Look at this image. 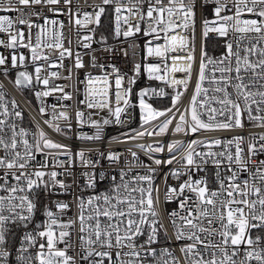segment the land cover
<instances>
[{
	"label": "snow or ice",
	"instance_id": "snow-or-ice-1",
	"mask_svg": "<svg viewBox=\"0 0 264 264\" xmlns=\"http://www.w3.org/2000/svg\"><path fill=\"white\" fill-rule=\"evenodd\" d=\"M105 5L115 14V37L147 38L146 59L156 61L143 65L148 78L175 90L171 107L161 110L146 98L168 95L165 88L140 89V129L121 132L110 143L164 137L170 130L184 136L249 126L261 131L136 143L147 162L129 148L131 160L122 163L121 152L73 151L38 122L24 126V110L0 81V264H264V0H102L83 19L79 4L73 13V0H0V13L16 14H0V48L8 50L0 52V75L7 78L16 70L12 83L34 89L40 114L49 116L44 125L65 138L73 118L79 127L95 129L91 135L79 132L83 141H103L105 126L124 125L122 116L135 107L131 86L136 80L130 78L122 94L119 68L88 74L79 103L105 111L106 117L93 119L89 112L86 118L80 109L73 116L64 110L70 105H47L45 98L55 93L58 101L73 96L64 86L50 85L60 75L48 74L45 65L62 68L67 57H74L76 69L85 65L79 52L64 46L63 21L43 15L37 6L66 12L70 21L75 16L78 26H99ZM33 16L44 23L36 24ZM210 36L222 40L219 55L208 49ZM83 39L82 46L90 49L92 36ZM91 59L96 67V57ZM140 71L136 64L134 73ZM68 73L64 79H71L72 70ZM36 85L43 88L35 90ZM77 167L83 184L77 183ZM67 194L72 201L49 199ZM161 197L176 207L162 209Z\"/></svg>",
	"mask_w": 264,
	"mask_h": 264
},
{
	"label": "built area",
	"instance_id": "built-area-1",
	"mask_svg": "<svg viewBox=\"0 0 264 264\" xmlns=\"http://www.w3.org/2000/svg\"><path fill=\"white\" fill-rule=\"evenodd\" d=\"M79 4V17L83 19V13L89 12L94 13V11L98 9H94L91 7L92 5H102V0H73V13L77 12L76 5ZM62 8H65L63 3L61 4ZM105 13L104 17H107L108 20V31L101 29L102 20L100 22V25L97 26L92 23H86L83 26H78L75 24V16L73 17L72 21L69 20L68 15L65 13H52L48 10V8H40V6H37V10L41 11L43 15L49 17V18H55L60 21H63L64 28H63V39H64V46L70 47L73 53L79 52L83 58V63L85 65L82 69H76L75 68V59L74 57H67L65 58L62 63V68H48L47 65L45 67L47 68V73L50 74L51 71H57L60 75L59 79H52L50 80L51 84H56L60 86H64L65 91L72 93V100L71 101H58L57 97L60 95L59 93H55L52 96H49L45 98V103L47 105H53L57 104L59 107L60 104H67L70 105L69 108H66L64 110L69 111L71 115L74 116L75 110H84L87 114L91 112L93 114V119L100 117H106L105 111H99V110H89L85 108L82 104H80V100L84 98V89L86 87V80L88 78V74L90 73L92 76H98L102 75L104 72L112 73V68L115 66L116 68H119L120 74L124 76V82L122 86V94H123V88L128 87V80L132 77H135L136 83L133 84L132 87V95H131V101L135 105V107H131L128 109V114L122 116V119L126 121L124 125H109L105 126V135L103 141H83L80 139H77V136L79 132H85L89 135H91L95 129H93L90 125L85 124L83 127H79L76 123L75 118L72 120V129L68 132L67 138L64 136H61L59 134L52 133L51 130L44 125L43 121L45 119H48L49 116L41 115L39 112V106L40 101L35 97L34 95V89L31 87H26L24 89H18L15 87V85L12 83V80L15 77V71L13 70L9 76L6 78L2 75H0V81H3L8 93L11 97H15L17 103L21 106V108L24 110V126L26 127H35V123L38 122L41 127H44L46 131L49 132V134L53 137V139H56L60 142L66 143L71 146L73 151H76L78 148H93V149H100V150H112V151H118L123 153L121 162L125 159L131 160V155L129 152L126 151V149L131 148L133 151H137L141 157L142 160L147 162V158L145 154L140 150L135 148L136 143H153L154 140L160 139L164 143L170 142L173 139H181V140H189L193 138H205V137H211V136H219L221 138H231L234 134H243L247 131H255L259 132L260 129H252L250 126L246 128L245 130L237 129L234 132H213V133H199L197 136H184L181 134H173L171 130L169 131L168 135L164 137H149L145 136L137 141H129L127 143H110V139L113 136L118 135L121 132H127L129 129H140L141 126V112L138 104V96L140 89L151 87L159 90V88H165V91L168 93V95L165 96H151L146 98L149 103L153 105V107L158 109H165L167 107H171V96L174 94V89H172L170 86H166L163 82L152 80L148 78L147 72L145 68L143 67L146 63H154L156 62L154 58H147L146 59V52L144 49V42L147 39L142 34H137L135 38H125L123 36L117 38L114 35V28H115V14L113 11V8L111 6L105 5ZM0 14H10L15 16V13H0ZM31 19L36 24H43L44 20L39 17H31ZM24 27V26H20ZM95 28V32L92 33L89 30ZM35 31V29H33ZM25 32L27 34V29L25 28ZM92 36L91 41V48L86 49L82 46V43L87 42L84 41L85 36ZM101 37H106V41H102ZM197 41L199 45V24L197 25ZM222 44V40L216 39L214 37L210 36V39L207 41L208 49L211 54L213 55H219L223 49L220 47ZM125 50L128 52V55H125ZM20 51H23L25 55L27 56L28 50L27 49H20ZM0 52H4L5 55L8 54L7 49L0 48ZM96 57V67H93L92 64V57ZM55 60V58H53ZM59 63V61H56ZM136 64H141V71L139 75H136L134 73V66ZM99 65H104L103 68L99 67ZM72 70V76L71 79H64V77L68 76V70ZM28 71H33L31 67L28 68ZM45 73H42L44 75ZM110 80H113L112 84V90L115 89L114 84V76L109 77ZM43 88V85H36L35 90H40ZM192 92L191 86L189 87V90L187 93H185L184 97L182 98L183 105L187 104L188 98L190 97ZM183 105L181 106V110H183ZM50 111V109H49ZM163 119V118H160ZM203 150V149H201ZM166 155V154H162ZM261 159H264V157H260ZM101 163L104 165L105 168H109V165L106 161H101ZM74 171L77 173L76 180L77 183L83 184L84 180L83 177L79 175L81 169L79 167L75 168ZM111 171V169H110ZM163 171H167V169H164ZM214 169L212 166H209V174L211 175ZM113 174L114 171H113ZM162 176V173H161ZM71 178H66V182H70ZM158 183H161L160 180L157 181ZM170 183H174L170 179ZM107 181H104L100 184V190H103L104 187L107 185ZM74 192H79L80 189L73 187ZM86 194H90V190H85ZM161 193H163V184L161 183ZM162 198V197H161ZM50 200L52 199H61V200H67L72 201V195H61V196H50ZM162 209H167L168 211H171L173 208L176 207L175 203L171 204H164L163 198H162ZM75 212V208L71 212L68 213L69 216H72ZM43 216L39 215L37 216V220H42ZM165 226H168L167 219H165ZM169 232H171V229L169 227Z\"/></svg>",
	"mask_w": 264,
	"mask_h": 264
},
{
	"label": "trees",
	"instance_id": "trees-1",
	"mask_svg": "<svg viewBox=\"0 0 264 264\" xmlns=\"http://www.w3.org/2000/svg\"><path fill=\"white\" fill-rule=\"evenodd\" d=\"M101 20H102V25L100 26L101 27V29H103V30H106V31H108V20H107V17H104V14L101 16Z\"/></svg>",
	"mask_w": 264,
	"mask_h": 264
}]
</instances>
